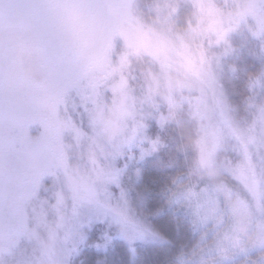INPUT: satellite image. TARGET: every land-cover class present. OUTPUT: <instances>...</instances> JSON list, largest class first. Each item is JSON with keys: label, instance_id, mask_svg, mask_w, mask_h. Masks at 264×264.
<instances>
[{"label": "clouds", "instance_id": "9594fccd", "mask_svg": "<svg viewBox=\"0 0 264 264\" xmlns=\"http://www.w3.org/2000/svg\"><path fill=\"white\" fill-rule=\"evenodd\" d=\"M46 2L50 15L68 38L82 72L102 82L115 77L116 100H130L135 91L137 104L145 107L146 115L155 120L161 131L174 129L175 150L185 156L186 165L182 174L185 183L177 187L203 180L222 198L220 216L227 223L218 228L211 240L191 251L188 264H221L238 256L244 257L240 264H248L249 260L251 264H264V221L254 223L257 216L264 217V96L258 95L264 88V69L247 74L249 95L241 97L238 104L229 100L225 85L231 86L238 68L228 59L235 51L228 33L236 29L228 28L210 37L201 21V0H102L104 22L109 28L106 57L111 52V40L120 42L117 61L113 64L109 59L102 69L94 61L90 47V38L99 25L93 7L85 0ZM243 14L238 13L241 17ZM252 35L260 38L264 51L261 32ZM212 112L219 114L235 143L229 144L220 127L212 123ZM61 122L64 130L71 127L70 120ZM149 144L142 154L166 147L159 135ZM228 151L242 152L243 163L225 165L226 156L222 153ZM88 158L94 162L91 152ZM226 177L242 186L251 204L233 190ZM108 180L115 182V176L109 174ZM34 197L24 200V208L31 213V224H25L22 233L31 244L28 264H68L75 245L59 251L61 225L46 222L44 209ZM212 215L215 216V209ZM216 219L219 222V217ZM252 250L257 253L254 259L248 255ZM6 251L0 249V254Z\"/></svg>", "mask_w": 264, "mask_h": 264}, {"label": "rangeland", "instance_id": "374dc122", "mask_svg": "<svg viewBox=\"0 0 264 264\" xmlns=\"http://www.w3.org/2000/svg\"><path fill=\"white\" fill-rule=\"evenodd\" d=\"M201 4L203 5L201 21L210 37L228 28L242 27L238 33L232 34L229 38L235 51L228 59L229 62L234 61L238 68L237 76L231 79L235 94H232L230 85H225L229 90V99L234 103L238 99L237 103H239L241 97L249 95L246 84L247 74L264 69L259 65L254 67L253 63L248 60L245 61L246 54L249 53V50H246L249 39L260 40L252 33L257 31L264 33V3L262 0H201ZM241 12L244 13L242 17L238 15ZM97 39L99 37L95 38ZM110 46L111 52L106 57L107 60L104 56L106 63L109 59L112 63L116 62L120 53V43L117 46L116 43L115 46L113 44ZM11 70L16 84L22 85L26 82L28 85H23L26 87L34 81L29 73L23 72L18 66H13ZM115 79L113 77L112 80L102 84L103 100L101 103L89 102L87 104L85 129H79V135H75L76 143H81L80 147L87 160L79 165L67 162L66 167L57 169L55 175L43 176L35 192L34 200L42 205L46 222L53 226L57 223L61 225L58 229L57 245L58 249L61 247L60 250L73 237H78L83 226L87 225L92 218L98 219L104 216L106 205L102 202L107 201L109 195H112L107 184L117 183L118 177L125 171L131 177L140 172L141 168H134L138 162H129L134 158V152H132L134 149L139 150V158H142L140 161L147 155L159 158L160 150L152 154H142L150 147L149 142L147 147L138 146L144 138L143 133L147 125L145 122L148 118L145 107L138 105L135 100L138 93L134 91L132 99L120 103L114 97L112 90ZM258 95L264 96V88L259 90ZM210 118L211 121L217 120V118ZM36 134L37 130L32 132L31 137L35 138ZM171 134V143L176 144L174 129ZM67 135L72 137L70 132ZM89 152L92 153L94 162L88 158ZM110 157L120 158L121 163L123 162L122 166L115 170L113 163H107ZM109 174L115 176V182H109ZM166 177L155 191L154 197L157 202L155 206L162 207L163 203L169 206L171 214L168 215L174 222V231L171 227L162 228L159 246L167 255L166 261L169 264H188L191 251L198 246L202 247L206 241L213 238L218 228L227 223L226 218L220 216L223 201L210 185L200 186L198 189L193 184L187 187H177L185 183V176L176 174V176ZM261 182V188H264V176L261 177ZM147 198L150 199V197ZM261 202L264 203V197H261ZM112 208L113 212L124 210V206L116 203ZM213 209H215V216L212 215ZM25 216V224L30 225L31 213L27 207H25ZM115 217L117 219V216ZM216 217H219V222ZM260 221H264V217L257 216L254 223ZM23 230L14 245L0 248L7 249L6 252L0 254V264H28L31 258V244L22 235ZM138 247V245L128 244H118L114 248L108 244L95 245L90 253L94 264H137L145 257V253ZM248 255L254 259L257 253L252 250ZM243 259V256L233 257L221 261V264H240ZM248 264H251L250 260Z\"/></svg>", "mask_w": 264, "mask_h": 264}, {"label": "snow or ice", "instance_id": "6c2138e0", "mask_svg": "<svg viewBox=\"0 0 264 264\" xmlns=\"http://www.w3.org/2000/svg\"><path fill=\"white\" fill-rule=\"evenodd\" d=\"M13 66L34 83L17 87ZM103 83L81 71L46 0H0V248L16 243L41 178L66 167L58 110L67 112L73 90L85 107L101 103ZM33 123L44 129L36 138Z\"/></svg>", "mask_w": 264, "mask_h": 264}, {"label": "trees", "instance_id": "16d2710c", "mask_svg": "<svg viewBox=\"0 0 264 264\" xmlns=\"http://www.w3.org/2000/svg\"><path fill=\"white\" fill-rule=\"evenodd\" d=\"M85 2L93 7L97 20L99 21V25L92 35V40L90 38V47L94 61L103 69L106 64L104 56L107 60L104 48L109 43V28L104 22L102 0H85ZM234 28L236 30L228 33V38H230L232 34L238 33L239 29L242 27L235 26ZM261 36L264 37V33H262ZM98 37L99 39L95 40V38ZM115 43L117 46L120 42L118 39H112L110 42V44L114 46ZM247 45L246 50L248 49L249 53L246 54L245 61H250L253 63L254 67L259 65L261 68H264V51L261 50L260 40L256 39V41H254V39H249ZM33 83L34 81L32 84ZM23 85H28V83L25 82L22 84V87ZM69 95L72 97L67 101V112H65L64 107L61 106L57 114L61 120H70L71 122V127L64 130L61 137L66 163L79 165L87 159L84 151H82L80 147L81 143H76L77 138L75 135L78 133L79 129H85L87 118L85 109L87 106H83L80 97L75 94L74 90L70 92ZM229 100L232 102L231 99ZM237 102L238 99L236 103ZM73 104H75L76 107H73ZM210 117L217 118V120L212 121V123L220 127L228 143H235L234 139L229 138L228 131L224 128L219 114L212 112ZM249 119H251V117H249ZM215 122L217 123L215 124ZM145 124L147 125L143 133L144 138L138 146L147 147L148 142L159 135L165 140L166 147L160 149V153L158 154L159 158L147 155L143 157L142 161H140L142 158H139V150L134 149L132 151L134 152V158L129 162H138V165L134 168H141L140 172L131 177L127 171H125L118 177L117 183L107 184L106 182L112 195H109L107 201L102 200L103 205H106L103 212L104 216L98 219L92 218L87 225L83 226L78 237H73L70 242L68 241L65 246H62L61 250V247H59V251L63 252L66 247H71L73 244L75 245V250L68 259V264H94L90 251L95 245L104 244L110 245L111 248H114L118 244L138 245V248H141L145 253V257L142 258V261H138L137 264H169L166 261L167 255L162 252L159 246V241L162 237V228L169 229V227H171L173 230L174 222L168 215L171 214L168 205L163 203L164 206L162 207H159V205L155 206L157 202L154 195L163 178H167L166 176L168 175L176 176V174L185 173V156L177 152L175 150V144L171 143L173 128L170 127L161 131L155 120L150 117L147 118ZM35 130H37V134L34 136L36 138L40 136L44 129L40 123H33L28 128V135L31 136L32 132H35ZM68 132L72 134V137L67 135ZM222 155L226 156V159L223 160L226 164L230 162V164L234 166L238 163H243L242 152L228 151L227 153H222ZM118 159L120 158L110 157L107 163H113L116 170L122 166L123 163H121V159ZM226 178L233 190L238 191L241 196L251 204V199L242 186L231 177ZM193 186L198 189L200 186L209 185L206 181L201 180L193 184ZM147 197H150V199ZM115 203L124 206V210H122V212H113L112 207ZM115 216H117V219Z\"/></svg>", "mask_w": 264, "mask_h": 264}]
</instances>
